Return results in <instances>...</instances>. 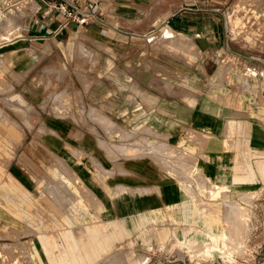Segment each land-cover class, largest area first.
I'll use <instances>...</instances> for the list:
<instances>
[{
    "label": "crops",
    "instance_id": "1",
    "mask_svg": "<svg viewBox=\"0 0 264 264\" xmlns=\"http://www.w3.org/2000/svg\"><path fill=\"white\" fill-rule=\"evenodd\" d=\"M88 2L90 8L81 5L86 19L82 24L60 13L48 14L41 5L36 15L24 16L23 33L7 44L13 73L20 76L44 61L48 63L44 72H49L44 79L29 75L6 84L19 89L23 113L31 116V122L35 113L39 115L44 131L38 132L41 123L29 129L21 121L20 104L14 97H0L7 102L9 114L0 112V119L22 123L21 127L11 123L12 134H6L16 154L4 143L0 153V163L20 186V195L12 199L26 200L27 205H21L23 213L35 216L33 167L40 157L51 170L54 154L93 194V201L105 202L103 211L98 204L92 206L95 222L88 231L100 246V241H110L111 226L121 225L126 233L132 230L127 226L131 216L122 217L119 224L110 216L136 212L133 230L141 233L152 229L145 225L158 220V210L169 207L172 221L170 212L181 215L187 224L202 222L203 227L186 226L181 235L174 234L188 249L201 246L198 256L237 251L238 227H213L205 205L197 206L191 198L190 183L210 187L211 198L224 191L237 192L245 183L264 186V60L258 58L260 53H244L230 44L223 14L217 9L227 0ZM224 60L228 63L223 64ZM60 62L68 72L61 81L55 78ZM58 89L61 94L67 89L71 103L60 100L64 106L56 105L53 95ZM249 107L256 115L248 113ZM77 198L89 202L82 194ZM38 199L45 201L47 211L52 200L63 211L71 210L73 203L59 204L50 192ZM262 199L264 193L252 210L256 216L262 215L261 210L264 214ZM222 205L224 211L236 208V217L241 218V208L227 202ZM30 226L28 237L38 232L41 247L50 252V259L44 252L49 264H68L52 256L54 237L42 233L36 222ZM260 229L264 231V224H255V230ZM56 238L72 240L73 236L70 231L58 232ZM75 249L68 253L73 255ZM126 261L137 264L144 259L126 256Z\"/></svg>",
    "mask_w": 264,
    "mask_h": 264
},
{
    "label": "rangeland",
    "instance_id": "2",
    "mask_svg": "<svg viewBox=\"0 0 264 264\" xmlns=\"http://www.w3.org/2000/svg\"><path fill=\"white\" fill-rule=\"evenodd\" d=\"M42 6L44 5L42 4ZM217 9L223 14V19L225 21L224 28L230 39V44L243 52L260 53L258 58L264 60V0H227L225 5ZM16 13L17 12L7 13L5 10L2 12V16H0V34H3V37L5 36L4 39H0V46H3V48L0 49V55L3 53V55L0 56V97H5L6 99L14 97V102L20 104V106L18 105V110L20 112H17L22 118L21 121L31 129L33 125L37 127L41 123V117L35 113L34 119L31 122L29 119L31 116L28 117V115L23 113L24 110L18 98L20 96L19 89L13 90L10 85L6 87V84H11V81L15 79H28L29 75L31 77L35 75V78L39 76L40 79H44L45 73H49L44 72L48 63L46 61L38 63L30 72L27 71L24 74L20 72V76L16 75L11 70V58L8 53H6L7 49L10 47H8L7 44L10 43V40L17 35V33H23V19L24 16H26L22 10L17 13L18 15H16ZM14 30L18 31L12 33ZM20 46L26 47V45L22 44ZM222 63L227 64L228 61L224 60ZM66 74H68V72L66 71L65 65L63 62H60L55 78L61 81L64 78L63 75ZM64 90H66L64 94H61V89H58L53 95L57 106H64L61 105L59 102L60 100L64 104L66 102L71 103V96L67 93V89ZM0 102H2V100ZM6 109L7 102L4 100L3 105L0 104V112L7 114ZM260 110L263 112V109ZM248 113L256 115L252 107H249ZM11 123L14 124L15 127L22 126V123H20V126L18 122L13 120L3 121L0 119V127H3L2 129L5 133L2 138L0 137V150L4 143L11 147L14 154H16L13 148L15 145L11 139H9L11 137L6 135L7 133L12 134ZM102 127L104 132L107 133V127ZM44 130V125L41 123L38 132ZM125 137L126 135L121 136V138ZM0 153H3V150H1ZM53 156L55 158V163L51 170L48 168L50 165H47L45 168V163L40 157H38L39 159L35 162L36 165L33 167L36 173L35 192L37 193L34 217L25 215L21 209L23 203L27 205L26 200H24V202H19L12 199L14 196L17 197L20 195V190L18 189L20 186L9 176L7 167L0 163V264H41V262L43 264H49L48 259H50L51 256L50 252L48 247H41L38 240V232H32L31 237H28L29 230L32 229L30 225L33 222H36V227H38V229L42 228V233L54 237L53 241L55 242L53 243L56 248L52 256L64 258L68 261V264H127L126 256L127 258L130 256L144 259L143 262L137 264H264V231L261 229L259 231L255 230V224H264V214L263 210H261L262 215L256 216L252 211L254 207H257L256 199L264 193V186L260 185L259 188H253L257 185L245 183L239 186V191L237 192L232 193L230 191H224L222 192V196L211 198V196H209L210 187L199 185L197 182L194 183V181L192 184L190 183L191 189L193 190L190 193L191 198L195 201L197 206L205 205L207 217L213 220V227L217 226L226 230L232 227H238L236 233L239 237L240 245L237 251H213L211 256L207 258L198 256L197 251L200 250L201 246L188 249L179 243L174 234L176 236L181 235L186 226L203 227L202 222H188L187 224L181 221V215L175 216L170 212L175 219V221H172V219L168 217L169 211L172 210L169 207L158 210V220L145 225L147 227H152V229L141 233L133 230V224L137 222V218L134 216L136 212L128 215L110 216L109 218L115 219L118 224L122 217L131 216L130 218L132 219H129L130 222L127 226L132 230L126 233L121 225L111 226L110 228L114 229L112 231L113 233L109 232V235L106 234L111 236L110 241H100V246L99 243L97 244L89 238L88 231L93 228L95 222L90 215L95 212L92 206L94 203L98 204L99 208L101 206L103 211L105 202L102 200L101 202L93 201V194L89 192L83 183L77 182L78 178L72 169L61 158L54 154ZM48 181L52 182L51 186H49ZM47 185L48 187L45 189ZM48 191L59 204L66 205L67 203L73 202L70 204L71 210L66 208V210L64 209V213V211L59 209L52 200L49 203L47 201V206L50 210L47 211L44 207L45 201L39 200L38 196L43 195V192L49 193ZM78 194H82L90 204L85 200L84 204L81 199H76V195ZM225 202L242 209V216L239 220L236 217V208L233 209L230 207L229 210L224 211V205L222 204ZM260 204L264 206L263 199L260 200ZM76 205L84 212L77 209ZM263 206L260 205L261 208H263ZM211 209L213 211H211ZM101 216L102 219H107L106 216ZM82 227L86 229L83 230L81 229ZM58 229L60 231H58ZM69 231L73 236L72 240L61 239L63 236H61V238H56L58 232L64 234ZM161 232H166L163 238L157 236ZM74 243H76L77 246H73ZM62 244H65V246L57 247V245ZM74 247L76 248V252L71 255L68 252ZM30 252H33V256L31 257L28 254ZM44 252L48 259L44 255ZM92 253H98V255L95 256L96 254L92 255Z\"/></svg>",
    "mask_w": 264,
    "mask_h": 264
},
{
    "label": "built area",
    "instance_id": "3",
    "mask_svg": "<svg viewBox=\"0 0 264 264\" xmlns=\"http://www.w3.org/2000/svg\"><path fill=\"white\" fill-rule=\"evenodd\" d=\"M89 0H2L0 2V16L3 11L20 12L21 10L27 15H36L41 10V5L48 14H63L69 21H74L77 24L86 22V19L81 14L83 9L81 5L91 7Z\"/></svg>",
    "mask_w": 264,
    "mask_h": 264
},
{
    "label": "bare ground",
    "instance_id": "4",
    "mask_svg": "<svg viewBox=\"0 0 264 264\" xmlns=\"http://www.w3.org/2000/svg\"><path fill=\"white\" fill-rule=\"evenodd\" d=\"M222 233V232H221ZM232 238V237H231ZM230 239V238H229ZM216 240V239H215ZM231 241H233V240H231ZM216 249V248H215Z\"/></svg>",
    "mask_w": 264,
    "mask_h": 264
}]
</instances>
